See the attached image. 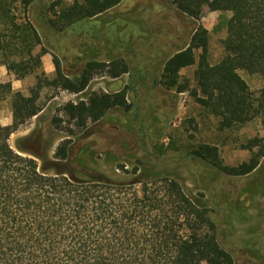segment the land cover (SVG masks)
Here are the masks:
<instances>
[{"label":"trees","instance_id":"obj_1","mask_svg":"<svg viewBox=\"0 0 264 264\" xmlns=\"http://www.w3.org/2000/svg\"><path fill=\"white\" fill-rule=\"evenodd\" d=\"M19 1L26 11L36 0ZM122 1L72 0L52 14L49 25L60 33ZM169 1L195 22L204 7L230 17L221 60L209 64V35L198 25L184 48L169 53L160 85L178 94L188 92L180 72L197 65L196 89L190 90V97L219 120L222 130L252 121L264 127V0ZM5 6V0H0L2 65L16 80L34 73V67L40 72L29 96L10 94L12 122L0 124V264H234L219 242V226L210 208L193 200L175 178L151 172L161 158L149 155L140 164L114 158L115 169L123 175L115 180L96 172L84 174V153L71 156L73 132H68L52 156L36 132L22 140L26 144L18 142L17 151L11 147L10 137L42 111L38 101L43 88L80 94L97 73L117 79L129 73V66L123 59L90 61L70 78L57 56L42 46L28 18L14 24ZM36 47L39 52L33 54ZM196 51H200L198 59ZM47 54L52 57L53 79L42 70L41 59ZM11 56L20 59L11 60ZM241 72L258 78L262 86L252 90ZM126 103L125 90L95 93L86 102L66 104L63 112L83 131L88 122L98 123ZM251 142L258 144L257 139ZM262 149L237 167L222 166L214 146L201 145L189 155L228 177H244L259 166Z\"/></svg>","mask_w":264,"mask_h":264},{"label":"rangeland","instance_id":"obj_2","mask_svg":"<svg viewBox=\"0 0 264 264\" xmlns=\"http://www.w3.org/2000/svg\"><path fill=\"white\" fill-rule=\"evenodd\" d=\"M71 3L72 0H36L24 11L19 0H5V7L14 24H21L24 16L28 18L42 46L57 56L70 78L78 76L90 61L108 63L123 59L129 73L117 79L97 73L80 94L43 88L38 101L42 111L10 137L11 147L17 151V143L36 132L47 142V153L52 156L60 142L68 138V132H73L71 156L84 153V174L96 172L115 180L122 179L123 175L115 169L114 158L126 164L131 161L140 164L149 155L159 157L161 162L151 172L175 178L193 200L210 208L219 226V242L231 253L234 264H264V157H260L253 173L228 177L189 155L206 144L217 148L222 166L237 167L252 154L262 152L264 127L259 121H252L222 130L219 120L190 97V90L196 89L197 65L180 72L181 81L189 86L188 92L178 94L160 85L162 67L169 53L184 48L198 25L209 35V64L222 59V41L230 14L212 13L204 7L199 22H195L169 0H123L115 8L77 22L63 32L52 30L49 25L54 19L52 14ZM52 7L55 8L52 10ZM7 28L12 30V26ZM39 49L36 47L33 54ZM199 56L200 51H196V59ZM10 59L20 58L11 56ZM3 60L0 53V65ZM48 60V65L42 63V70L53 79L55 71L49 54ZM48 67L52 73L47 75ZM39 72L34 67V73L20 80V91H14L11 82L0 83L1 125L12 116L10 94L21 92L29 96ZM240 76L252 90L263 84L244 72ZM122 90L126 91V106L110 110L98 123L88 122L83 131L63 112L66 104L86 102L92 94ZM254 139L258 144L251 142Z\"/></svg>","mask_w":264,"mask_h":264},{"label":"crops","instance_id":"obj_3","mask_svg":"<svg viewBox=\"0 0 264 264\" xmlns=\"http://www.w3.org/2000/svg\"><path fill=\"white\" fill-rule=\"evenodd\" d=\"M41 61L44 64V66L48 65V61H49L48 60V54L43 56ZM46 73H47V75L51 74L52 73V69L50 67H48L46 69ZM6 82H11L12 89L14 91H20L21 81L13 79L12 75L7 72L6 68L3 65H0V83H6ZM10 122H12V116H10V118L7 119L6 123L3 126L9 125Z\"/></svg>","mask_w":264,"mask_h":264}]
</instances>
